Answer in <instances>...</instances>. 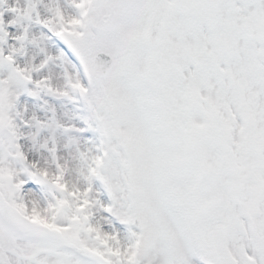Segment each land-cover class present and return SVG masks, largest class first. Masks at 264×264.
<instances>
[{
    "label": "snow or ice",
    "instance_id": "1",
    "mask_svg": "<svg viewBox=\"0 0 264 264\" xmlns=\"http://www.w3.org/2000/svg\"><path fill=\"white\" fill-rule=\"evenodd\" d=\"M0 264H264V0H0Z\"/></svg>",
    "mask_w": 264,
    "mask_h": 264
}]
</instances>
